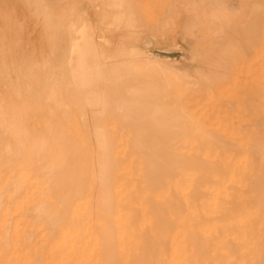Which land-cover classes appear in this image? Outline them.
I'll list each match as a JSON object with an SVG mask.
<instances>
[{
	"label": "bare ground",
	"instance_id": "1",
	"mask_svg": "<svg viewBox=\"0 0 264 264\" xmlns=\"http://www.w3.org/2000/svg\"><path fill=\"white\" fill-rule=\"evenodd\" d=\"M107 1L110 6H119L123 2V0ZM226 1L221 0L222 6L219 11L214 7L216 0L208 1L204 14H207L208 18L212 20L222 16L228 17L229 13L231 16L233 11L227 12V8L224 6ZM225 9L228 15H225ZM112 18L114 21L110 23V26L118 28L121 25H126L120 22L124 18L122 13H115ZM67 27L64 33L69 36L68 40L66 39V45L63 48L60 47L66 52V55L64 54L63 60L55 62L65 69L57 72L58 75L55 76L53 71H35L31 78L26 75L19 76L18 72L5 68L7 64L0 61V81L4 84H0V90H7H5L7 94L4 91V95L0 96V130L3 134H7L10 141H13L14 145L12 146H20L21 149L26 147L29 128H26L25 122L28 117L32 116L29 115L31 107L37 106L33 112L37 115L38 105L41 107L44 105L43 110L40 107L42 112L40 110L37 112L41 114V118L42 116L44 118V114H42L44 109L45 113L49 112L53 115V118H50L45 114L46 120L42 118L41 120L44 121H40V124L48 120L47 124L50 127L54 126L56 130L55 126H58V122L63 127L58 126L59 131L56 134L53 130V136L49 134L52 138L47 140L48 135L45 133H50L51 130L49 128V131L47 128V132H42V125L40 131L44 134L42 136L39 131L38 135L42 137L35 143V155L43 154L42 164L38 167L42 197L36 203L34 218L26 221L29 236L27 252L23 255L25 264H264V136H261L256 131L257 128L254 127L248 136L238 135L233 137L232 141H222L211 135L200 133L199 125L191 119L193 112L177 107L176 111L174 108L172 110L175 111V115L172 112L173 116L167 113L168 117H165L168 112L166 106L160 105L163 107L162 111L158 103L156 105L155 102L148 104L150 102L148 96L154 98L153 96L156 94L155 97H157L156 88L137 85L127 78V75L134 73L138 66L135 62L125 61L141 58L143 66L149 71H153L154 67L158 66L159 68L160 64H162V68H167L164 64L170 65V60H163L157 57V54L154 56L145 52L140 53L137 49H130V52H134L128 55H119L113 60H105L108 58L107 56L97 53L99 50L94 44L93 35L88 25L84 23L77 26L69 24ZM221 30L220 32L223 31ZM184 32L187 36L193 34L191 28H187ZM144 43L150 42L146 39ZM161 67L160 69H162ZM172 68L169 66L168 70ZM15 75L20 79L15 78ZM32 82L33 84H30ZM103 82L124 84L116 86L115 93L105 94L108 88L92 85ZM48 83L51 84L48 85ZM106 99L109 100L106 101ZM37 100L47 102L41 105L42 103ZM33 102L34 104H32ZM144 104L146 107L148 105V109L144 107ZM110 105L114 107L118 115L125 119H134V117L136 119L135 115L138 114L140 121V116L145 119L146 116L143 117V115L146 112V115H149L151 112L154 115V120H151L153 117L150 118L149 124L156 120L157 123L159 121L158 124L162 123V126L168 124L167 129L170 130L172 125L170 126L169 123L172 120L174 122L172 127L175 129L171 128L172 131H176L175 134L173 132L174 136L172 133L167 135L170 136L169 138H166V134L164 137L162 136L165 141L167 139L165 144L171 142V149L174 148V150H169V160L166 159L170 167L169 170H171L170 198L166 200L169 201V210L167 213L165 212L166 216L161 221L150 212L146 201L145 184L141 187V195L135 206L118 205V196L122 192L121 184L118 183L119 181L110 183L107 180L109 177L105 178L108 174L105 171L112 172L114 170L113 167L108 170L109 164H107L106 158H109V151L105 152L106 148L104 152L108 157L104 155L105 157L100 156L96 159L95 168L97 169H93L90 165L86 166L87 160H89L87 156L92 150L86 154L87 158L83 159L86 161V165H79L84 154L91 147L88 145L89 148H86L85 140L80 139L78 135H76L77 137L74 135L76 139L71 136L72 133H76V120L71 119L70 112L72 111L70 110L72 107L79 109L81 121H83L81 123L85 127L84 136L89 138L86 141L92 140L98 149L96 152H98L103 151L102 149L106 147L108 141H106L107 135L104 136L102 127L95 124L94 115H102ZM150 105L151 110L149 109ZM58 110L61 113H58ZM74 113L76 119L77 114ZM158 114L162 116L160 117ZM55 115L59 118L63 117V119L60 118L57 122L58 118L54 123ZM170 116L173 118H170L169 123L163 121V119L166 121L165 118L169 120ZM49 121H53L52 125ZM47 124L45 126H49ZM154 124L156 123L154 122ZM151 125L154 126L152 123L147 128L143 126V129L145 131L148 128L152 130ZM45 126L43 131H46ZM162 126L161 129L160 126H154V128H158L160 131L165 128V133L167 129ZM34 129L35 133L38 132V128L36 131ZM30 130L32 131V129ZM31 131L28 130L29 133ZM35 133L31 132L30 134ZM68 133L71 134H69L70 137H66ZM33 136L36 137V135ZM0 137L2 140L3 136ZM86 137L84 138L86 139ZM68 138H71L72 143ZM77 139L80 140L78 142L81 147L76 144L75 140ZM7 140H4L3 143L0 142V146L2 144L4 152L8 153V159L11 161L17 157L16 152L18 151L17 147H11L12 143L9 142V144ZM141 141L146 143H138L145 157V168L147 171L148 169L152 171L153 174L158 172L161 174L162 171L160 169H158L160 171H156V168L165 163V158L160 156V152H155L157 149L155 151L150 149L152 143H149V147L147 144L149 139L148 142L143 138ZM162 142L164 143V141ZM168 144L166 147L171 146ZM77 146L82 149L78 148L80 153L76 149ZM146 147L147 149L149 147L151 152L144 150ZM64 148L66 149L64 150ZM83 150L87 152L84 153ZM165 151L168 153L167 150ZM161 152L164 155L163 150ZM34 153L32 154L34 155ZM19 156L18 158H21L22 154ZM23 157L18 167L20 177L18 181H21L15 184L10 196L15 209L12 210V214H16V210L22 206L21 204L31 201L26 188L20 198L18 195L20 186L28 183L29 173L26 167L28 163L26 164V158ZM76 158L78 164H76ZM111 161H109L110 166H113ZM94 170L97 174L92 173ZM111 172L110 174L114 175ZM165 172L170 174L168 169L164 170L162 175L165 177ZM160 174L158 176H162ZM163 176L158 177L162 183L157 178V181L154 182L155 178H153L154 185L157 182L164 185ZM150 178L152 177L150 176ZM102 179L107 180L109 184L107 181L104 182L105 184L101 183ZM97 181L101 185L98 196L94 197L93 192L95 185L98 184H96ZM84 186L87 189L86 194L82 192ZM1 190L0 188V194ZM31 190L33 192L34 189ZM167 208L162 206L164 211ZM132 210H134L133 213H131ZM4 211L6 212L5 208ZM4 211L2 210V212ZM18 219L15 224L18 223ZM15 224L12 229H16ZM34 235L37 239L33 240Z\"/></svg>",
	"mask_w": 264,
	"mask_h": 264
},
{
	"label": "rangeland",
	"instance_id": "2",
	"mask_svg": "<svg viewBox=\"0 0 264 264\" xmlns=\"http://www.w3.org/2000/svg\"><path fill=\"white\" fill-rule=\"evenodd\" d=\"M208 1L210 0H123L119 6H110L107 0H55V2L54 0H0V61L7 64L5 68L18 72L17 75L19 74V76L26 75L31 78L33 76L32 73L35 71H53L56 76L58 75L57 72L65 69V67L58 66L55 62L63 60L64 54L66 55V52L63 49L61 50L60 47L63 48L68 40L69 36L64 33L68 28L67 26L69 24L77 26L84 23L90 28L94 44L99 50L97 53L108 57L105 60H113L119 55L124 56L134 52H130V49H137L140 53L145 52L150 55L157 54L158 56H154L163 60H170V65L164 64L167 68H162L163 66L160 64L159 66H162V69L156 66L153 71H149L143 66V59L141 58L125 61L135 62L138 66L134 73L127 75V78H130L137 85L156 88L157 97H155L156 94L153 96L155 99L148 96L149 99H147L150 101L148 104L155 102V105L158 103L159 106H166L167 108H165L168 109V112L165 115L167 113L172 115L177 107L193 112L191 119L199 125L200 133L211 135L222 141H232L233 137L238 135L248 136L252 133V128L254 127L257 128L256 131L261 136H264V0H227L224 6L227 8V12L233 11V14L230 16L231 13H229L228 15L225 9V15H228V17L224 15L225 17L222 16L215 20L208 18L207 14H204ZM216 1L214 7L216 8L215 10L219 11L222 6L221 0ZM118 12L124 15L120 22L126 25L114 28L110 26V23L114 21L112 16ZM187 28H191L192 35L187 36L185 34L184 31ZM220 29L223 31L221 30L222 32H220ZM146 39L150 43H144ZM169 66L171 68L174 66L170 69L171 71L168 70ZM19 76L15 75L14 77L20 79ZM0 82L2 84V81ZM30 84H33V82ZM50 84L48 83V85ZM123 84L103 82L92 85L108 88L105 94H113L116 92V86ZM5 90H0V96L4 95L3 92ZM6 91L5 94H7ZM39 102L43 105L47 101L42 100ZM28 105L30 107V104ZM40 107L38 105L39 110ZM42 107L41 109L43 110ZM144 107H146L145 104ZM163 107H161L162 111ZM35 108L37 106L31 107L32 112L27 109L30 112L29 115H32L31 118H33L31 121V118L28 117L29 120L28 118L26 119L25 125L26 128H29V131L32 129V133H35L33 131L34 128L35 131L38 128L37 134H33L36 137L27 130L26 147L22 148V150L20 146H16L17 157L11 161L8 159V153L4 152L2 144L0 146V188L2 189L0 194V219L2 218L0 221V264H25L23 255L27 252L29 236L26 221L34 218L36 203L42 197L40 195L42 184L38 176V167L42 164L43 154L35 155V143L43 136L44 133L42 132H47L49 128L51 132L45 134L48 135L47 140H49L48 138L51 139L52 137L50 136H53V130H55V134L59 131L58 126H60V123L58 121L60 118L63 119V117L59 118L55 115L54 121L59 118L57 120L58 126H55L57 130L54 126H52V129L47 124L48 120L41 124L39 122L46 120L45 114L49 115L50 118L53 115L49 114V112L45 113L44 109L45 112L43 111L42 113L44 114V118L42 116L44 120H41V114L37 113L39 110H36L37 115L33 113ZM173 108L174 112L172 111ZM73 109L72 107V110H70L72 111L70 112L72 118H70L73 121L76 120V133H72V135L68 133L66 137L71 135L74 137L73 139H76V135H78L80 139L85 140L86 143L84 141L81 142H84L85 146H87L86 148L91 147L88 152L83 150L84 153H87L84 154L79 165L85 166L86 161H83V159L88 157L89 160H87L86 166L90 165L93 169H97L95 168L96 159L100 158V156L105 155L108 157L109 155V158H106L108 161L106 162L109 164L108 170L113 167L115 171H105L108 174L110 172L114 173V175L110 174L112 178L108 174L105 178L108 176L109 178L106 179L110 183L119 181L118 183L121 184L122 192L118 196V205L135 206L141 195V187L145 184L147 191L146 201L150 207V212L161 221L166 216L165 212L167 213V210H169V201L166 200L170 198L171 170H169L170 167L166 161L169 160V150L173 151L174 148H172L173 150L171 149L172 145L169 140L170 144H166L171 145L170 147H166L165 142L168 134L171 135L172 133L173 135V132L174 134L176 132L171 130V128L175 129L172 127L174 122L173 120L171 121L173 115L169 117V120L165 118L166 121L162 118L164 122L169 123L171 121L173 123H169L170 126L172 125L169 130L167 129L168 124L165 126L166 124L163 122L165 124L163 126L167 129L165 133L162 123L158 124L159 121L157 123L156 120L152 121L153 125L156 127L160 126V129L162 126L164 128H162L163 131L154 128L152 125V130L148 128L145 131L143 126L147 128L148 125L152 124H149V122L154 120V115L151 112V117L150 114L146 115V112L143 115L146 118L143 119L140 116V121L138 114L135 115L136 119L135 117L134 119H125L118 115L114 107L110 105L102 115H94L95 124L102 127L104 136L107 135L105 137L106 141H108V143L106 142V147L102 149L103 151L96 152L98 149L94 146L92 140H90L91 143H88L90 141L86 140L89 138L84 136L85 127L81 123L83 121H81L79 109L76 108L77 110L74 109V111ZM149 109L151 110V105ZM29 112L26 113L28 114ZM59 112L61 113L58 110ZM74 112L77 114L76 119ZM168 115L165 117H168ZM159 116L161 117L162 115ZM48 117L47 119H49ZM150 118L152 119L150 120ZM51 122L53 121H49L52 125ZM45 124L49 126H45ZM42 125L43 130L44 126L46 127V131L42 130ZM39 131L42 136L38 135ZM164 135L166 136V141L163 139ZM0 136H3L2 140L0 139L2 143L9 138L1 130ZM144 136L149 137V142ZM142 138L145 141L147 139L146 142H148L149 147L151 143L161 146L153 147L151 144L153 148L150 147V149H153L152 151L157 149L155 152H160V156L165 158V163L157 166L159 167L156 168L157 170L155 169L156 171L161 170L163 173L164 170L167 171L168 169L170 174L168 175L165 172L166 177L162 175V172L161 174L158 172L164 178V180L162 178L164 185L158 182V185H154L158 177L161 178L162 176L154 173L158 176L154 177L156 175L145 168V157L141 152L142 148L138 146L139 142H144L141 141ZM68 139L70 141L71 138ZM78 140H75L76 144L80 145ZM7 142H11L12 144H9L14 147L10 138ZM108 144L110 145L107 146ZM149 147L148 149L147 147L144 148V150L151 152ZM79 149L82 150L81 148ZM104 149L105 152L109 151L108 155H106L107 153L105 154ZM21 150L22 152H20ZM80 150H78V153H80ZM162 150L163 152L167 150L168 153L165 151L166 153L164 152L163 155ZM78 153L76 152V154ZM21 154V158H18ZM86 154H88L87 157H85ZM25 155L27 157H23ZM22 157L26 158V164L28 163L26 167L29 175L28 183L20 186L18 195L20 198L23 195L24 188H26L31 201L27 204H21L22 206L17 208L16 214H12L14 205L10 196L15 184L21 181H18V178H20L18 167L23 160ZM78 159L76 164H78ZM110 160H112L113 166H110ZM117 170H121V172ZM94 172L95 170L92 173L94 174ZM150 176L152 178L149 179ZM104 180H100L101 183L105 184L104 182L107 180ZM158 180L160 182L161 179ZM46 182L43 183L46 185ZM99 183L95 185L94 197L99 194V186L101 185ZM31 189H34L33 192ZM82 190H84L82 191L84 192L83 194L87 193L85 186ZM162 206L168 207L166 211L162 209ZM17 218H19L18 223L15 224ZM13 224L17 226H14L16 229H12ZM32 239H37V237L34 235Z\"/></svg>",
	"mask_w": 264,
	"mask_h": 264
}]
</instances>
